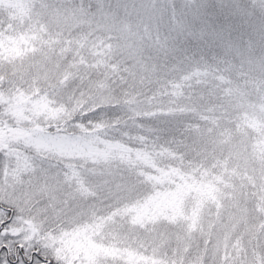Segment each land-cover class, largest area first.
<instances>
[{"label": "snow or ice", "instance_id": "1", "mask_svg": "<svg viewBox=\"0 0 264 264\" xmlns=\"http://www.w3.org/2000/svg\"><path fill=\"white\" fill-rule=\"evenodd\" d=\"M0 264H264V0H0Z\"/></svg>", "mask_w": 264, "mask_h": 264}]
</instances>
